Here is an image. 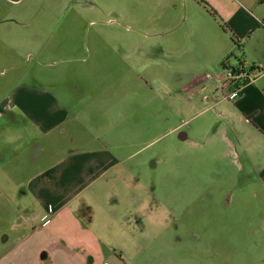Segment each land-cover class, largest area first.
I'll use <instances>...</instances> for the list:
<instances>
[{"label": "rangeland", "instance_id": "rangeland-1", "mask_svg": "<svg viewBox=\"0 0 264 264\" xmlns=\"http://www.w3.org/2000/svg\"><path fill=\"white\" fill-rule=\"evenodd\" d=\"M1 9L5 54L18 65L6 70L3 92L21 82L15 73L31 71L25 82L72 112L69 137L100 139L105 154L115 146L119 173L98 184L114 188L102 199L107 209L82 204L87 221L113 235L106 250L131 253V264H264V143L232 144L224 123L209 127L212 100L233 91L220 80L231 36L218 25L217 0H0ZM18 112L0 127L27 125ZM11 155L28 157L7 151L6 168ZM17 197L0 202L12 208ZM18 214L0 211V238Z\"/></svg>", "mask_w": 264, "mask_h": 264}, {"label": "crops", "instance_id": "crops-1", "mask_svg": "<svg viewBox=\"0 0 264 264\" xmlns=\"http://www.w3.org/2000/svg\"><path fill=\"white\" fill-rule=\"evenodd\" d=\"M217 1L225 19L222 24L217 21L218 25L226 26L227 31L222 30L231 36L221 54V62L227 61L228 67L238 63L245 67L252 65V73L259 75L240 87L235 100L227 99L228 94L212 100L215 109L209 127L212 129L214 125L219 127L224 123L223 135L232 144V140L244 147L254 144V140L262 144L264 73L260 76V65L264 67V0ZM4 13L1 9L0 19ZM8 29L0 22V118L3 116L0 125L4 126L1 120H8L11 109L18 110L27 125L8 126L10 130L0 127V161H5L7 151L28 157L11 155L12 165L7 168L0 162V179H4L0 181V195L18 196L17 204L12 208L2 198L0 211L4 213L16 207V211L25 217L16 216L14 229H9L8 221L5 223L0 238V264H131L135 258L131 253L105 249L104 244L112 242L113 235L112 240L105 238V234L97 231L82 212L83 202L90 200L106 208L102 199L106 194L114 193V188L98 184L105 174L119 173L120 163L115 162L117 158L112 151L115 146L105 154L102 148L108 149V145L104 147L100 139H76L72 132L69 137L70 130H74L69 123L72 112L49 91L26 83V79L33 76L31 71L15 73L21 82L3 92L9 81L6 70L18 67L14 55L5 54L10 36ZM221 77L220 80H225V76ZM19 132H25L27 139L15 140ZM2 135L9 139L4 141ZM49 137L48 141L43 140ZM182 138L187 137L183 134ZM46 145L53 148L55 156L44 155ZM97 149L102 159L90 161L97 155ZM18 159L22 164H13ZM101 167L105 170L99 175ZM15 168L20 170L14 171ZM5 179L13 180L16 185L11 181L6 183ZM109 181L111 183L107 185L114 182ZM48 210L52 212L48 214ZM108 213L109 217L115 218L110 210ZM143 256L140 253V257Z\"/></svg>", "mask_w": 264, "mask_h": 264}, {"label": "built area", "instance_id": "built-area-1", "mask_svg": "<svg viewBox=\"0 0 264 264\" xmlns=\"http://www.w3.org/2000/svg\"><path fill=\"white\" fill-rule=\"evenodd\" d=\"M244 80H251V75L242 63L234 67L226 68L225 82H228L233 91L226 96L229 100H235L238 97V90L243 85ZM50 221V219H48Z\"/></svg>", "mask_w": 264, "mask_h": 264}, {"label": "trees", "instance_id": "trees-1", "mask_svg": "<svg viewBox=\"0 0 264 264\" xmlns=\"http://www.w3.org/2000/svg\"><path fill=\"white\" fill-rule=\"evenodd\" d=\"M222 27V29L224 30V31H227V27L226 26H221ZM234 41H235V39H234ZM227 61H224L223 62V67L226 69V68H228V66H227ZM246 70L248 71V73H251L252 71H251V69L250 70H248L247 68H246ZM252 70H254V68H252ZM248 81L247 80H244V82H243V84H245V83H247Z\"/></svg>", "mask_w": 264, "mask_h": 264}]
</instances>
